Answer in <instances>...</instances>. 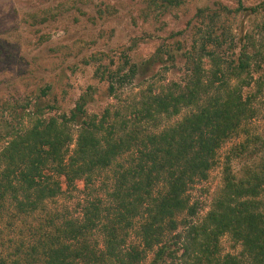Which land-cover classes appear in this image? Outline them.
Segmentation results:
<instances>
[{
	"label": "trees",
	"instance_id": "trees-1",
	"mask_svg": "<svg viewBox=\"0 0 264 264\" xmlns=\"http://www.w3.org/2000/svg\"><path fill=\"white\" fill-rule=\"evenodd\" d=\"M236 2L237 10L223 11L264 12V2L250 9L243 0ZM203 37L201 55L191 56L184 84L137 104L119 129L115 122L106 129L105 118L97 122L87 116L91 98L85 94L60 124L56 119L36 120L23 130L12 126L3 136L7 143L0 154V264H145L151 252L148 264H172L179 252L193 264H264V159L238 176L229 158L219 196L202 221L195 222L199 208L191 203V188L209 179L217 151L237 136L245 119L253 117L261 93L244 98L238 88L225 93L220 86L216 96H209L226 73L239 77L251 64L247 53L238 57L235 68L221 62L208 48H220L222 43L210 35ZM204 56L212 58L213 69L205 70ZM120 75L118 69L108 79ZM137 75V66H131L129 74L118 79L120 86ZM183 108L196 111L168 130L153 131L159 117L179 115ZM79 121L76 148L68 157L73 140L65 129ZM256 142L262 152L264 136ZM249 145L241 144L236 156H255L257 149L249 151ZM125 153L131 156L128 167L117 161ZM116 164L120 167L115 169L112 189L107 188V200L95 198L99 174ZM78 181L84 183L87 195L81 216L65 221L59 213L43 217L47 204L76 191ZM35 216L44 220L29 225L27 219ZM24 222L32 244L6 239L4 231L19 233L18 225ZM180 227L185 233L174 236ZM134 233L141 242L127 244ZM96 234L103 237V244L89 242ZM226 234L241 250L222 257L220 238ZM5 240L12 247L4 248Z\"/></svg>",
	"mask_w": 264,
	"mask_h": 264
},
{
	"label": "rangeland",
	"instance_id": "rangeland-1",
	"mask_svg": "<svg viewBox=\"0 0 264 264\" xmlns=\"http://www.w3.org/2000/svg\"><path fill=\"white\" fill-rule=\"evenodd\" d=\"M169 1L0 0V121L4 123L0 127V154L7 143L3 136L12 126L23 130L41 119L47 122L56 119L60 124L63 121L60 118L70 117L85 94L91 98L86 107L87 116L97 122L105 118L106 129L115 122L119 129L137 104L184 84L191 68V56L201 55L203 36L210 35L222 43V48H208L216 52L218 60L232 63L235 68L239 65L238 57L247 53L251 67L239 77L226 73L223 81L214 83L209 96H216L220 86L225 93L238 88L244 98L261 93L253 106V117L245 119L243 130L217 151V165L210 171L209 179L196 183L190 190L191 203L199 208L195 222H201L223 188V169L229 158L238 176L245 167L264 159V150L261 152L259 142L254 143L255 138L264 136V12L227 15L223 8L237 10L236 0ZM261 2L264 0H243L249 9ZM200 11H205L204 15ZM211 59L203 58L207 71L214 68ZM131 66H137V77L120 86L118 79L129 74ZM118 69H121L120 77L109 80V73ZM195 111V108H183L179 115L164 114L159 117L158 127L152 130L159 133L168 130ZM19 116L23 120H18ZM79 122L68 124V130L65 129L73 140L68 157L76 148L81 130ZM245 143H250L249 151L257 149L255 156L249 153L236 156L239 146ZM129 159L130 153H125L117 161L128 167ZM118 164L99 174L95 198L107 200V188L112 189ZM86 199L84 183L78 181L76 191L47 204L43 217L59 213L65 221L81 216ZM41 220L44 219L38 216L27 219L29 225ZM18 229L19 233L9 229L10 234L2 230L8 240L23 239L26 245L32 244L28 225L20 223ZM185 230L180 227L173 235L183 234ZM102 238L96 234L89 242L103 244ZM8 240L4 241V248L12 247ZM140 242L134 233L127 244ZM219 247L222 257L241 250L230 234L220 238ZM152 257L151 252L145 264ZM193 261L179 252L172 264H193Z\"/></svg>",
	"mask_w": 264,
	"mask_h": 264
}]
</instances>
